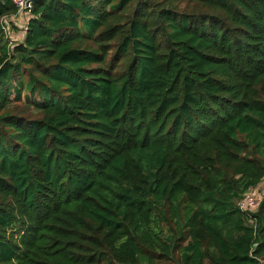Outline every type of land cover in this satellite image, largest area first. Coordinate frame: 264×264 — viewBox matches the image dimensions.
Wrapping results in <instances>:
<instances>
[{
    "label": "trees",
    "instance_id": "trees-1",
    "mask_svg": "<svg viewBox=\"0 0 264 264\" xmlns=\"http://www.w3.org/2000/svg\"><path fill=\"white\" fill-rule=\"evenodd\" d=\"M263 257L264 0H0V264Z\"/></svg>",
    "mask_w": 264,
    "mask_h": 264
},
{
    "label": "built area",
    "instance_id": "built-area-1",
    "mask_svg": "<svg viewBox=\"0 0 264 264\" xmlns=\"http://www.w3.org/2000/svg\"><path fill=\"white\" fill-rule=\"evenodd\" d=\"M14 2V4L22 11H26L25 10V4L28 0H12ZM31 4V3H30ZM5 22V27L8 26L7 20H4ZM6 32H8V34H10V37H12V34L10 33V31L8 30V28H4ZM258 203V199L256 200L251 194H246L245 199L243 200V202L241 203V207L242 208H246V207H254L256 206Z\"/></svg>",
    "mask_w": 264,
    "mask_h": 264
},
{
    "label": "rangeland",
    "instance_id": "rangeland-1",
    "mask_svg": "<svg viewBox=\"0 0 264 264\" xmlns=\"http://www.w3.org/2000/svg\"><path fill=\"white\" fill-rule=\"evenodd\" d=\"M260 188L262 187V185L259 186ZM247 194H251L256 200L260 197V193L258 192V188L257 189H253L250 192H248ZM249 207H247L246 209H248ZM255 208H252V210H254ZM261 264H264V257L261 259Z\"/></svg>",
    "mask_w": 264,
    "mask_h": 264
},
{
    "label": "water",
    "instance_id": "water-1",
    "mask_svg": "<svg viewBox=\"0 0 264 264\" xmlns=\"http://www.w3.org/2000/svg\"><path fill=\"white\" fill-rule=\"evenodd\" d=\"M33 0H28L25 4V10L28 11L30 9V3L32 2Z\"/></svg>",
    "mask_w": 264,
    "mask_h": 264
}]
</instances>
